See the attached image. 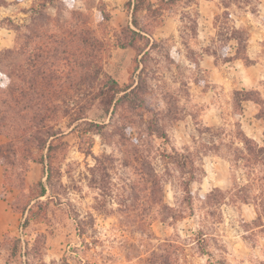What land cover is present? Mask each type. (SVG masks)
<instances>
[{
	"label": "rangeland",
	"instance_id": "rangeland-1",
	"mask_svg": "<svg viewBox=\"0 0 264 264\" xmlns=\"http://www.w3.org/2000/svg\"><path fill=\"white\" fill-rule=\"evenodd\" d=\"M258 1H176L173 6L177 29L153 42L131 38L126 28L129 12L121 0H56L45 8L50 32L58 33L57 25H65L74 29L80 39L87 37L92 43L97 37L102 40L103 71L120 87L139 84V108L126 101L110 119L103 116L102 96L96 99L92 94L87 116L106 126L89 133L82 130L83 125L65 127L69 116L60 113L54 124L63 133L54 141L58 148L53 158L59 173L53 175L51 186L40 197L46 204L44 209L30 199L29 184L22 189L10 185L4 189L11 205L22 209L28 202L27 207L34 203L38 216L21 227L23 218L15 232H8L0 241V264H264V215L261 221L256 220L257 216L250 220L242 203L232 202L229 195L218 201L217 193L210 195L211 191L203 190L209 187L207 182L200 187L206 174L204 166L214 161L213 156H221L229 162L226 169L218 167L221 180L231 181L230 188L237 195H256L258 202L264 200L263 162L256 158V164L239 161L235 166L229 161L235 160L234 151L243 148L235 136L240 124L257 141L261 140L264 123L252 119L260 105L244 102L243 112L238 111L232 89L239 86L243 75L251 81L264 78V39L263 48L255 43L249 47L257 65L247 74L236 63L224 64L231 51V34L242 37V58L244 38L259 37L260 31L251 23L252 15H259ZM37 2L7 1L0 6V52L7 48L20 50L24 33L30 35L29 31L35 29L32 19L37 15L29 8L37 6ZM158 12L151 10L148 14ZM141 15L137 14L139 22ZM148 19L156 26L153 18ZM239 21L242 32H231ZM262 22L264 26V17ZM257 25L264 37V28ZM130 39L134 41L132 47H119V43ZM32 41L31 37L30 56L35 52ZM205 54L215 58L214 66H201ZM19 59L17 53L13 61ZM67 71L65 67L56 72L65 75ZM84 71L76 68L71 72L79 75ZM0 83L4 85L3 77ZM93 85L87 88L84 84V89L98 92L101 84L97 81ZM79 90L72 93L73 103L84 102ZM209 113L212 127L204 120ZM152 119L153 128L165 133V138L149 136L147 124ZM136 146L149 167L166 179L164 200L170 206L185 205L178 183L180 173L161 154L187 151L202 164L204 175L190 183L191 204L177 219L160 220L159 207L154 203L156 194H152L150 184L142 181L143 171L136 165ZM253 168L261 181L253 179ZM45 178L44 175L42 179Z\"/></svg>",
	"mask_w": 264,
	"mask_h": 264
},
{
	"label": "trees",
	"instance_id": "trees-1",
	"mask_svg": "<svg viewBox=\"0 0 264 264\" xmlns=\"http://www.w3.org/2000/svg\"><path fill=\"white\" fill-rule=\"evenodd\" d=\"M176 1L179 0H161L158 7L155 8L147 0H128L125 5L128 7L132 6L131 24L133 28L130 25H127L126 28L131 38L139 37L150 42L149 38L142 34V27L139 26L140 22L137 19L138 10L144 8L148 12L158 10L159 14H161V10H169V12L175 14L176 10L173 5ZM55 2L56 0H38L37 6H31L29 8L30 11L37 15V17L32 19L37 27L35 26V29H32L33 31H29L30 35L24 33L25 41L20 46V50H17L18 52L16 48H7L0 52V77H3L5 81L4 85L0 83V135L6 138V141L0 143V162L3 168L0 197L5 193L4 189L7 185L19 189L27 186L25 176L29 165L31 162H37L43 166V173L46 178L45 180H38L36 183L29 185L28 188L29 192L32 193L30 199L34 200V203H37V207L41 210L44 209L43 207L46 204L43 200H40V197L45 196L49 185L51 186L53 175L59 173V169L54 166L53 158L54 152L58 148L54 141L59 140L63 133L62 128L57 123L54 124L60 113L69 116V121L65 127L69 128L74 125V129L78 125H83L82 130L85 133H89L97 129H103L106 126L105 123H96L87 116L86 112L87 109H90L92 94L96 96V99L102 96L100 104L103 116H109L110 119L114 117L119 108L123 107L126 101L133 107L139 108L137 102L140 92L139 84L136 83L134 87L131 85L120 87L114 78L103 71L101 53L104 49V43L102 40L97 37L92 43L88 42L87 37H81L80 39L77 36L78 33L73 32L74 29L70 30L65 25L64 27L57 25L58 33L50 32L47 29L48 21L45 8ZM6 3V0H0V6ZM149 15L152 16L153 14L150 13ZM65 23H67V20ZM15 26L19 27V25ZM23 26L27 28L26 24ZM74 28L76 27L74 26ZM231 32L240 34L242 30L232 27ZM29 37H32L33 40L32 44L35 50V52H32L33 56H30ZM232 39L237 43V56L242 58L239 55L242 37L231 34L229 40ZM244 39L246 40L247 36ZM133 43L134 41L130 39L118 45L125 48L132 47ZM89 46L91 47V52L87 53V47ZM243 50L244 56L247 58L245 45H243ZM17 53L20 59L19 61H13ZM146 53L147 51L141 55L140 60ZM226 60H229V57H226ZM246 60V62L244 61L245 64L251 63L248 58ZM65 67L68 69L65 75L56 72L60 68ZM76 68L84 69L85 71L79 75L76 72L72 73L71 71ZM97 81L101 84L98 92L91 93L86 88L84 89V84L87 85V88H93V84H96ZM90 82L92 84H89ZM56 87L59 89L56 90ZM77 90H79V97L82 102L84 101L83 103L79 104L77 101L74 102L75 104L73 103L72 93ZM252 93L259 99L251 97ZM233 96L234 108L238 107V111H241L243 101L251 100L260 105L258 115L264 120V98L257 90H234ZM153 123L154 119L149 120L147 124L149 136L165 138V133L153 128ZM235 136L243 143V148H238L234 151L233 158L236 163L233 160L229 161H232L237 166L239 161L256 164V158H258V161H262L264 164V145H260L254 139L245 135L241 127ZM139 153L140 150L136 146L134 155L137 160L136 165L140 171H143L142 181H145L146 185L150 184L149 188L152 194H156L154 203L159 207L160 220L177 219L181 215L180 213L183 212V208L185 206L189 207L191 204L192 192L190 183L204 175L202 164L197 163L192 157V153L190 154L187 151L180 153L173 151L172 153L161 154L165 158H169L180 173L178 175V183L183 193L182 200L185 205L184 207L182 205L181 207L170 206L164 200L166 179L155 173L149 167L150 164ZM253 170L254 168L250 170V173L254 176L253 179L261 181L262 178L256 177ZM243 186L246 185L241 187ZM36 188L37 190H35ZM149 188L147 186V189ZM253 189L254 184L251 183V190ZM213 193L218 194V201L225 200L226 196L229 195L228 197L232 202H254L257 209L256 220L261 221L262 215H264V200L261 199L262 201L258 202L256 200L258 196L253 195L250 197L249 194L237 195V193L233 192V188L229 191L216 188L208 194L211 195ZM28 205L29 202L22 209L11 205L16 212L18 210L21 213L26 212L21 227L25 226L31 219L36 220L38 216V211H34L32 205L27 207ZM258 207L261 209L258 210Z\"/></svg>",
	"mask_w": 264,
	"mask_h": 264
},
{
	"label": "crops",
	"instance_id": "crops-1",
	"mask_svg": "<svg viewBox=\"0 0 264 264\" xmlns=\"http://www.w3.org/2000/svg\"><path fill=\"white\" fill-rule=\"evenodd\" d=\"M8 2H14V1H21V0H7ZM128 0H121V3L124 5V7H126L127 10V14L129 17V21H127V24L130 25L132 28V24H131V14H132V6L128 7L125 5V3ZM133 1V0H132ZM149 3L152 4L153 7H158L159 3L161 0H147ZM20 3V2H18ZM142 14L141 18H140V27H142V34L145 35L147 38H149L150 42H153L154 40H159L160 38H165L170 36L171 34H173L175 32V30L177 29V19L174 16L175 14H173L172 12H169V10H161V14L156 13L153 16L148 14V11L146 8L144 9H140L138 10L137 14ZM257 16H253V20L251 21L252 24H254V28L259 30V37H257V35L254 36H250L249 38H247L245 40V54L247 56V58L249 60H251L250 64H245L242 60V58H240L239 56H237L236 54V46L237 43L235 40H230L229 44H230V48L231 51L230 53L227 55V57H229V60H225L224 64L225 65H230V64H234L236 63L238 66H240L241 68H243V71L247 74V71L250 70L251 68H254L257 65V61L256 58L253 57L250 53V46L255 43L257 45V47H261L263 48V39L264 37H261V27H258L257 24H260V26H262L263 22H262V18L264 17V0H259L257 3V11H256ZM150 16V17H149ZM155 17H157V19H155ZM261 17V20L259 19ZM148 18H153L156 22V26L154 24L150 23V19ZM259 21V23H257ZM236 28H242L241 26V21H239L238 23L235 24ZM149 27H151V29H149ZM264 28V26H262ZM234 42V43H233ZM235 44L234 47H231V44ZM149 49V47L145 48L143 50V52H146ZM214 60L215 58L209 54H205L203 60H201V66L206 63V66H214ZM208 63H212V64H208ZM210 68V67H209ZM264 79L263 76H260V80L257 79L256 81H251L248 76L243 75L242 78V82L241 80H239V86L235 87L234 89H232V92H234V90H240V89H245V90H249V89H253V90H257L262 98H264V83L263 80ZM247 103L245 105H249L251 103H253V101L248 100V101H243V103ZM256 106L258 105L257 103H253ZM244 105V106H245ZM251 106V105H250ZM243 112V108L241 110ZM258 109L256 110V112L253 114L252 119H257L260 121L264 120L259 117L258 115ZM241 114V113H240ZM239 114V115H240ZM205 124L209 125L212 127V122L213 120H210V113L207 115V119ZM241 129L243 130V132L245 133V135H247L248 137L254 139L256 142H258L260 145H264V138H263V131H264V124L261 125V140H259L258 138H256L255 136H252L251 134L248 133V131H246L243 127L242 124H240ZM259 137V135H258ZM3 142V138L0 136V143ZM214 159V161H210L209 164L206 166H204L205 168V175L203 178V182L200 184V187L203 188L204 182H207V184L209 185V187L203 188V190L205 189L207 192L212 191L213 189L219 188L221 190L224 191H229L230 188V182L228 179L225 180H221L220 176H219V169L218 167L223 166L224 169H226L227 167H229V162L227 160H225L224 158H222L221 156H213L212 157ZM40 164V163H38ZM37 162H33L30 166L29 169L27 171V174L25 176V181L27 182L26 184L32 185L33 181L36 180V178H38V180L42 179V177H44V173H43V166L40 164V166H38ZM227 166V167H226ZM221 169V168H220ZM40 172H41V176H40ZM2 179H3V168L0 165V194L2 192ZM43 180V179H42ZM37 181V180H36ZM243 208H245V210H247V214H246V218L248 219H255V217L257 216V209L256 206L254 204V202H247L244 203L242 202L241 205ZM26 216V212L25 213H21V212H16L12 209L11 207V199L6 195V193L3 194L2 197H0V241L3 240V238L5 237V235H7L8 232H12L14 233L15 230L19 227V224L21 222V220Z\"/></svg>",
	"mask_w": 264,
	"mask_h": 264
}]
</instances>
